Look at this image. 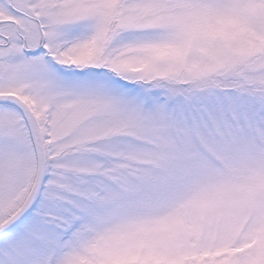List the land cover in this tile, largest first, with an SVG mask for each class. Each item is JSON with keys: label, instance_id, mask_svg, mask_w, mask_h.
Returning a JSON list of instances; mask_svg holds the SVG:
<instances>
[{"label": "snow or ice", "instance_id": "1", "mask_svg": "<svg viewBox=\"0 0 264 264\" xmlns=\"http://www.w3.org/2000/svg\"><path fill=\"white\" fill-rule=\"evenodd\" d=\"M0 264H264V0H0Z\"/></svg>", "mask_w": 264, "mask_h": 264}]
</instances>
